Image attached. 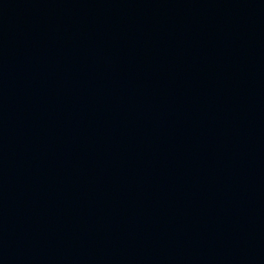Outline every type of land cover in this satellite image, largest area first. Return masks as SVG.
<instances>
[{"label": "water", "instance_id": "95a60500", "mask_svg": "<svg viewBox=\"0 0 264 264\" xmlns=\"http://www.w3.org/2000/svg\"><path fill=\"white\" fill-rule=\"evenodd\" d=\"M0 264H264V0H0Z\"/></svg>", "mask_w": 264, "mask_h": 264}]
</instances>
